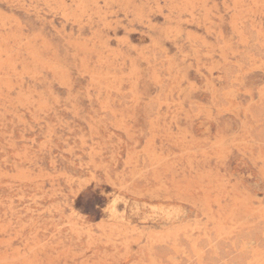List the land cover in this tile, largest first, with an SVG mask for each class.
Listing matches in <instances>:
<instances>
[{"label":"rangeland","instance_id":"obj_1","mask_svg":"<svg viewBox=\"0 0 264 264\" xmlns=\"http://www.w3.org/2000/svg\"><path fill=\"white\" fill-rule=\"evenodd\" d=\"M0 264H264V0H0Z\"/></svg>","mask_w":264,"mask_h":264}]
</instances>
